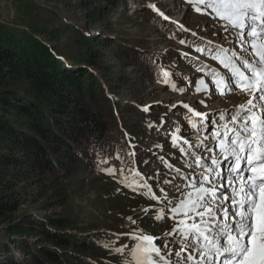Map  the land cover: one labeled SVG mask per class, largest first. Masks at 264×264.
<instances>
[{"label": "snow or ice", "instance_id": "6c2138e0", "mask_svg": "<svg viewBox=\"0 0 264 264\" xmlns=\"http://www.w3.org/2000/svg\"><path fill=\"white\" fill-rule=\"evenodd\" d=\"M187 3L210 17L215 29L209 39L191 32L192 39L178 41L199 54L183 53L201 74L188 85L196 93L240 95L244 101L213 113L198 110L204 100L196 108L180 102L186 111L172 105L177 119L168 124L161 118L156 126L171 144L155 146L160 167L152 173L142 174L117 156L122 167H107V174L149 203L140 209L143 216L128 217L135 227L120 234L132 245L116 246L117 236L106 247L123 257L122 264H264V0ZM147 6L159 13L155 4ZM186 79L162 73V83L179 93L187 88L176 81ZM127 156L134 159L135 153ZM144 217L173 223L159 236L146 234Z\"/></svg>", "mask_w": 264, "mask_h": 264}, {"label": "trees", "instance_id": "16d2710c", "mask_svg": "<svg viewBox=\"0 0 264 264\" xmlns=\"http://www.w3.org/2000/svg\"><path fill=\"white\" fill-rule=\"evenodd\" d=\"M105 1L93 16L115 10L111 0ZM149 14L147 9L136 16L148 20ZM156 15H151L156 25L179 36L177 25ZM28 26L30 31L0 23V233L5 240L0 243V264H72L67 250L86 251L96 237L72 233L76 225L70 216L17 218L21 190L40 184L38 191L48 202L63 203L68 186L60 179L50 188L44 186L42 178L46 173L68 176L81 171L88 161L101 164L107 158L105 162L109 163L100 165L104 168L120 164L118 155L132 160L127 156L131 149L126 132L131 138L147 136L144 142L158 132L149 127L146 111L138 106H123L109 94L113 91L124 97L131 91L139 96L141 91L136 86L138 78L120 82L114 70L103 63V52L93 43L104 42L98 36L92 38L79 32L82 36L78 50L75 56L69 55L74 59L71 66L63 59H69L68 55L59 51L54 42L65 29L74 27H53L48 31L32 23ZM106 41L113 43L114 38ZM115 45L149 80L155 76L162 79L163 65L158 60L139 49ZM133 152L139 165L152 160L142 148ZM4 225L5 231L1 230ZM29 237L41 238L46 244L30 242ZM12 242L23 252L24 260L16 254Z\"/></svg>", "mask_w": 264, "mask_h": 264}, {"label": "rangeland", "instance_id": "374dc122", "mask_svg": "<svg viewBox=\"0 0 264 264\" xmlns=\"http://www.w3.org/2000/svg\"><path fill=\"white\" fill-rule=\"evenodd\" d=\"M110 3L114 5L115 10L104 11L103 15L99 17L93 16V13L99 5L104 6L106 4L105 0H0V23L21 27V29L28 31H30L29 23L41 28L45 27L48 31L53 27H74V29L71 27L65 29L63 34L59 35L54 42L59 51L68 55L69 59H63L71 66H73L74 59L69 55L75 56L78 50L79 39L82 36L79 32L82 31L92 38L98 36L104 42L98 44L99 41L96 44L94 41L93 43L103 52V63L109 69L114 70L116 77L121 78L120 82L126 78L130 80L131 77H136L135 80L138 78L136 86L141 91L139 96L130 94V91L124 97H119L112 91L109 92L111 97L126 107L138 106L143 110L147 107L149 109L147 113L150 117L148 121L153 125L154 130H157L156 126L161 124V118L164 116H166L164 120L168 124H170V117H174V121L177 119L173 115L176 109L171 108V106L178 105L180 109L182 108L180 102L189 103L190 106L196 108L199 102L204 100L205 104L199 105L198 110L213 113L231 108L233 105H238L244 101V97L240 95L209 96L206 93H196L195 85H188V79H198L201 74L194 72L191 62L184 57L183 53L199 54H196L194 49H188L186 45H180L178 41L181 38L192 39L191 32H196L198 36L209 39L215 29L212 27L211 18L196 13L192 5L187 3V0H111ZM148 4H155L159 13L168 16L169 21L178 26L179 36L171 35L168 30L156 25L151 19V15L152 13L159 15V13L149 8ZM147 9L150 12L148 20L138 19L136 15L145 13ZM159 16L163 20V17ZM27 21L29 23H26ZM179 25H183L189 31H180ZM108 38H114V42L106 41ZM115 43L148 53L154 60H158L163 65V72L165 70L171 73H181L187 79L183 83L178 80L176 82L180 86L186 87L187 90L184 93L173 91L170 86L164 85L162 79H158L156 76L154 81L149 80V76H145L143 70L131 64L125 54H120L121 48ZM201 59L204 60L205 58L201 57ZM182 111L186 110L182 109ZM156 112L157 114H155ZM191 132L189 126L185 135H191ZM145 137L147 136H133L130 144L134 149L142 148L145 150L146 155L150 156L155 163L148 165L150 163L148 162L139 165L136 159L128 160L129 166H134L142 174L145 172L152 173L160 167L154 155V153H159V149L155 146L157 144L170 146L171 144L170 139H166L159 132L154 138L155 143L151 139L144 143ZM106 159L103 158L102 161L105 162ZM101 164L88 161L81 171L71 173L68 176L62 172L45 174L42 182L44 186L47 185L49 188L57 179L65 181L69 192L63 203L48 202L43 192L40 191L39 193L38 191L40 184H32L31 187L21 190L22 203L15 214L17 218L26 215L41 220L45 219L46 215L70 216L76 225L71 228L72 233L89 234L92 235L91 237H96V240H92L91 247L86 251L78 252L71 248L67 250L70 253L68 258L72 264H122L123 257L113 254L106 245L115 242L119 236V242L116 243V246L122 243H128L131 246L133 242L130 241L129 237L120 234L130 232L135 227L131 225L128 217L143 216L140 209L149 203L145 198L133 193L129 188L108 175L106 169L110 167L109 164L104 167V171L101 170L103 168L100 167ZM111 167L119 169L122 165L114 164ZM124 175L129 181L132 180V174L127 168H125ZM172 223L171 220L155 222L144 217V222L140 226L146 234L159 236L168 230ZM6 226L4 225L1 230L5 231ZM2 235L0 233V243L5 241ZM29 241L38 245L46 244L41 238L37 240L29 237ZM10 244L15 249L16 254L24 260L25 255L18 249L17 244L13 242ZM0 252L2 251L0 250Z\"/></svg>", "mask_w": 264, "mask_h": 264}]
</instances>
